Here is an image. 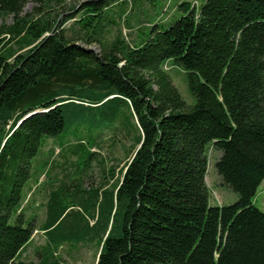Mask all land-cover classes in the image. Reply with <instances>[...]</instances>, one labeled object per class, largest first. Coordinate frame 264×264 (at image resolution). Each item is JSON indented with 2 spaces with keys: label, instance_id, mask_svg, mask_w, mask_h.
<instances>
[{
  "label": "trees",
  "instance_id": "1",
  "mask_svg": "<svg viewBox=\"0 0 264 264\" xmlns=\"http://www.w3.org/2000/svg\"><path fill=\"white\" fill-rule=\"evenodd\" d=\"M28 1L40 7L21 15ZM137 1L82 0L58 23L65 7L43 8L61 0H0V16L13 19L0 32L28 46L12 60L0 52V264H32L20 259L36 230L22 203L42 141L84 129L73 145L81 173L103 130L117 126L136 135L120 177L76 186L75 204L49 192L37 264H61L64 242L93 238L94 264H264V211L253 200L264 179V0H182L179 17L148 23L138 41L121 30L106 40L117 12ZM168 61L183 71L192 104ZM210 150L233 203H209Z\"/></svg>",
  "mask_w": 264,
  "mask_h": 264
},
{
  "label": "rangeland",
  "instance_id": "2",
  "mask_svg": "<svg viewBox=\"0 0 264 264\" xmlns=\"http://www.w3.org/2000/svg\"><path fill=\"white\" fill-rule=\"evenodd\" d=\"M81 1L61 0V5L52 3L49 10H45L46 8L44 7L43 11L55 14L65 7L58 18V23H60L70 12L68 8L79 4ZM180 1L182 0H155L153 5H150L145 0H138L135 7L128 14L125 13L126 9L122 8V12H117V15L120 16L119 19H116L118 26L111 28L110 33L106 36V40L110 41L118 30H121L125 40L132 41V43L133 41H138L137 35L139 31L144 30L143 26L148 23L152 25L158 22L166 23L179 17L180 13L177 10V4ZM187 1L192 2L194 5H199L202 0ZM35 5L40 7L39 4L28 1L24 5L21 15L30 13ZM124 18L127 21H124ZM73 20L68 19L63 26L68 27L72 24ZM12 22L11 15L0 16V28L2 25L7 27ZM7 34L9 33L5 31L0 32V52L5 54V56L11 54V57L7 59L12 60L17 53L28 49V46L24 47L19 43L17 44L19 37L22 35L18 37ZM78 44L90 47L96 52L100 51V47L96 43L90 46L82 42H78ZM165 69L168 71L173 84L185 102L192 104L194 99L187 89L183 71L170 61L166 63ZM79 137H85L84 129H71L61 136L44 139L40 152L32 160V175L25 186V189L30 187L32 193L30 197L28 196L29 192L27 193L22 206L26 219L34 215L33 220L36 230L20 256V259L26 263L37 264L41 259L37 251L45 245L46 239L44 232L39 229V225L45 217V205L49 192L52 190L65 191V194H62L63 201L66 204H75V201L72 199V192L76 186L82 190H89V188H101L115 182L120 177L119 173L130 158L129 151L135 144L134 139L136 135L132 129L120 126H117L115 129H104L98 138L99 145H94L90 149V151L94 152L93 160L89 162L88 167L81 171V173H78V167H82V163L80 162L79 164L78 156L73 151L75 140H79ZM59 142L65 145L61 147L58 145ZM218 155L219 153L213 150H210L208 153L205 182L209 190V203L212 205L230 204L236 200V195L221 183L220 177L215 171L214 162ZM40 161L47 162L48 164H46L43 171L37 177L36 170L39 168L38 163ZM253 200L256 206L264 211V179L258 186ZM92 223L93 219L90 221V224ZM98 248V238L81 241L68 240L58 247L55 252L58 258L61 259V264H94Z\"/></svg>",
  "mask_w": 264,
  "mask_h": 264
},
{
  "label": "bare ground",
  "instance_id": "3",
  "mask_svg": "<svg viewBox=\"0 0 264 264\" xmlns=\"http://www.w3.org/2000/svg\"><path fill=\"white\" fill-rule=\"evenodd\" d=\"M39 111H40V110L34 111V112L28 114L27 116H29V115H31V114H34V113H36V112H39ZM27 116H26V117H27Z\"/></svg>",
  "mask_w": 264,
  "mask_h": 264
}]
</instances>
